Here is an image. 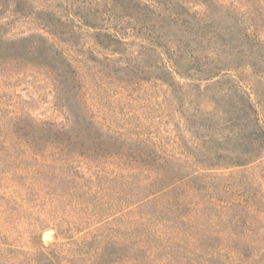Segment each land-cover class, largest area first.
<instances>
[{"label": "rangeland", "instance_id": "374dc122", "mask_svg": "<svg viewBox=\"0 0 264 264\" xmlns=\"http://www.w3.org/2000/svg\"><path fill=\"white\" fill-rule=\"evenodd\" d=\"M221 1L232 11L215 9L209 21L237 49L223 57L228 70L220 78L200 83L203 95L185 86L189 80L178 79L181 91L161 82L159 56L141 57L138 46L120 59L138 72L137 82L109 77L103 61L121 56L99 44L98 30L78 17L93 9L100 18L93 24H122L108 0L10 3L0 16V38H48L79 72L83 105L101 129L144 141L202 182L144 201L152 193L131 188L127 163L107 152L78 149L75 161L51 146L48 154H11L8 142L20 136L8 128L17 116L23 126L33 118L62 127L66 112L50 70L39 62H0V264H105L106 257L94 260L97 245L99 254L120 258L115 264H264V0ZM52 22L55 29H48ZM236 92L253 104L248 121H232ZM71 225L78 229L63 233ZM70 237L92 247L78 250Z\"/></svg>", "mask_w": 264, "mask_h": 264}, {"label": "trees", "instance_id": "16d2710c", "mask_svg": "<svg viewBox=\"0 0 264 264\" xmlns=\"http://www.w3.org/2000/svg\"><path fill=\"white\" fill-rule=\"evenodd\" d=\"M10 3H14V8L18 5L31 6L29 0L15 2L0 0V16L5 13ZM108 5L112 7L115 18L122 24H116L110 29H103L99 24H93V21L98 23L100 21L98 12L93 9L81 12L78 17L86 26L98 30L96 36L100 41L99 44L106 45L105 47L113 54L121 56L103 61L102 64L112 71L108 74L109 77L127 83L137 82L138 72L133 71L130 64L124 66L120 64V59L128 54L132 46L140 47L138 54L141 57L152 52L157 53L161 73L159 80L176 91L184 89V84L182 85L178 79L189 80L185 86L199 89L200 95H203L204 90L200 83L218 79L228 70L226 69L228 65L223 64V57L232 56L237 46L232 42L228 32L223 34L218 29L214 30L213 22L209 21L215 9L220 10L221 13L228 12V15L232 11L231 7H224V2L221 0H108ZM124 21L130 26L124 27ZM134 23L143 27H134L132 26ZM49 25L48 29H55L53 22ZM145 25L148 27H144ZM16 60L39 62L52 72L57 85L58 101L65 109L66 117L65 125L59 127L47 122H37L33 118L30 126H23L17 123L21 119L17 116L15 118L17 122L8 128L12 135L20 136L17 140L10 138L8 146L15 149L11 154H17L22 150L25 154H48L51 146L56 150V154L70 153V159L75 161L73 154H77L78 149L86 148L89 154L96 151L107 152L110 157L127 163L126 169L129 172L124 177L131 188L152 193L145 195L144 201L156 199L158 194L191 188L194 183L202 182L199 181L201 175L186 176L182 170L186 169V166L181 165V169H175L179 163L157 152V148L155 150L144 141L131 140L126 133L116 132L111 127H108L109 130L101 129L99 127L101 122L83 105L81 99L83 84L79 72L64 53L55 44H50L45 36L23 37L14 41L0 38V62ZM213 84L215 83L211 82L209 86ZM245 94L246 92H236L233 95L235 106L234 111L231 112L234 117L232 121H248L251 112L254 111L253 104L246 99ZM246 100L247 104H244ZM257 122L260 123L259 120ZM0 128L2 131L5 130L3 126ZM27 130L31 133L35 130L33 136L24 137ZM127 145L130 146L126 151L127 154H112V151ZM250 145L255 147V151L258 150L255 142H251ZM241 161L234 163L244 165L241 163L248 162V160ZM52 166V164L47 165L48 168ZM77 229L76 225H71L63 233H72ZM70 238L78 250L92 247L85 238ZM101 241L95 242L99 244ZM97 246L95 257L92 256L94 260L101 261L106 257L105 264H115L120 260L117 256L112 259L111 254H107L109 256L104 253L99 254L101 247Z\"/></svg>", "mask_w": 264, "mask_h": 264}]
</instances>
